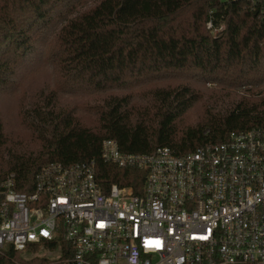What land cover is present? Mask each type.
I'll use <instances>...</instances> for the list:
<instances>
[{
	"label": "trees",
	"instance_id": "obj_1",
	"mask_svg": "<svg viewBox=\"0 0 264 264\" xmlns=\"http://www.w3.org/2000/svg\"><path fill=\"white\" fill-rule=\"evenodd\" d=\"M42 72L50 87L29 104L26 85ZM209 84L259 94L223 111L207 106L195 127L183 126ZM18 93L29 141L9 145L0 119V183L14 173L15 190L32 193L47 165L95 161L105 193L116 185L141 195L146 173L104 163V140L126 154L186 155L264 128V16L226 0H0V96ZM82 96L105 97L82 107L93 128L63 106Z\"/></svg>",
	"mask_w": 264,
	"mask_h": 264
},
{
	"label": "built area",
	"instance_id": "obj_2",
	"mask_svg": "<svg viewBox=\"0 0 264 264\" xmlns=\"http://www.w3.org/2000/svg\"><path fill=\"white\" fill-rule=\"evenodd\" d=\"M226 1L264 16V0ZM101 159L145 172L143 193L116 185L105 193L95 161L47 165L32 193L17 192L9 174L0 183V257L14 264H264V128L232 132L186 155L168 147L126 154L104 140Z\"/></svg>",
	"mask_w": 264,
	"mask_h": 264
},
{
	"label": "rangeland",
	"instance_id": "obj_3",
	"mask_svg": "<svg viewBox=\"0 0 264 264\" xmlns=\"http://www.w3.org/2000/svg\"><path fill=\"white\" fill-rule=\"evenodd\" d=\"M213 31L214 36L223 30ZM50 78L47 73L42 72L37 78L26 85L27 103L31 104L37 100L43 93H45L50 87ZM202 89L203 101L200 105L191 110L183 120V126L195 127L204 116V112L207 109H214L217 111H223L232 103L240 100L241 98H252L259 94V91L253 90V87H244L233 93V91L223 90L216 85H207ZM255 91L253 94H249L248 91ZM256 93V95H255ZM21 95L18 93L15 96H0V119L3 123L4 133L9 140V145L12 142L23 141L27 143L29 141L28 132L23 129L20 121L18 120V112L20 108ZM105 99L103 96H82L76 98H66L63 100L64 107H70L77 109L76 116L85 127L93 128L95 126L94 119L89 117L85 112L84 106H91L95 103H100ZM84 107V109H82ZM12 141V142H10Z\"/></svg>",
	"mask_w": 264,
	"mask_h": 264
}]
</instances>
